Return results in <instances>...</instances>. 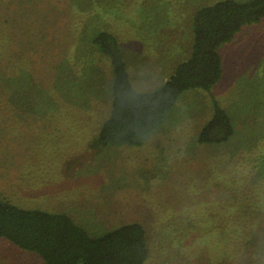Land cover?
I'll list each match as a JSON object with an SVG mask.
<instances>
[{"label": "rangeland", "instance_id": "rangeland-1", "mask_svg": "<svg viewBox=\"0 0 264 264\" xmlns=\"http://www.w3.org/2000/svg\"><path fill=\"white\" fill-rule=\"evenodd\" d=\"M215 1L0 0V197L67 212L92 234L139 221L143 264H237L241 232L264 226V17L220 46V81L185 91L143 144H90L113 79L92 34L114 32L136 88L153 90L190 56L193 15ZM216 100L235 133L200 143ZM0 264L46 263L0 237Z\"/></svg>", "mask_w": 264, "mask_h": 264}, {"label": "trees", "instance_id": "trees-1", "mask_svg": "<svg viewBox=\"0 0 264 264\" xmlns=\"http://www.w3.org/2000/svg\"><path fill=\"white\" fill-rule=\"evenodd\" d=\"M263 17L264 0H217L200 6L193 15L190 56L149 91H140L134 85L117 35L107 28L96 30L91 41L101 54L109 56L113 79L110 114L91 146L101 149L143 144L185 91L211 89L220 81L224 74L220 46L243 25ZM7 22L0 18V33ZM8 66L0 57L1 75H8ZM213 106L212 116L200 130V143H223L235 133L226 108L218 100ZM246 233L241 232L242 240L232 259L237 264H264V226ZM0 237L38 254L46 264H143L150 254L147 229L139 221L92 234L67 212L26 208L2 197Z\"/></svg>", "mask_w": 264, "mask_h": 264}]
</instances>
